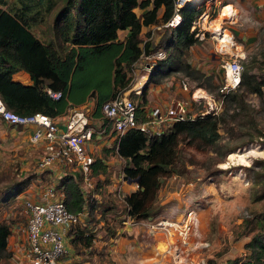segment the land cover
I'll return each instance as SVG.
<instances>
[{"label": "rangeland", "instance_id": "374dc122", "mask_svg": "<svg viewBox=\"0 0 264 264\" xmlns=\"http://www.w3.org/2000/svg\"><path fill=\"white\" fill-rule=\"evenodd\" d=\"M26 1L30 6L25 11V15L34 14V11L38 9L40 12L43 11L41 13L43 20L35 23L34 32L42 40H52L53 45L62 48L65 41L55 34L52 18L65 0H52L53 6L49 10L43 9L48 0H42V3L37 0ZM194 4L202 6V11L193 21L194 29L199 31L198 40L190 44L183 53L176 51L172 44L173 39L164 48L159 46L153 48L164 27H157L154 24L150 27H143L139 33L140 45L142 46L145 40H149L150 47H152L150 51L161 48L164 55L155 58V64L150 67H147L146 59L141 55L133 63L128 74L133 80L135 71L136 74L145 73V80L141 83L140 90L150 83L154 89L157 88L154 92H164L166 102L174 98L185 99L189 114L196 115L201 109L204 110V105L202 101L191 100L190 94L195 87H200L211 95L213 103L217 104L216 111L222 109V95L218 91V86L222 81L221 55L216 50L219 39L216 41L213 32L216 24L231 31L235 46L237 45L232 49L241 50V64L249 67L257 77L264 76V0H198ZM0 6L20 8L21 1L4 0ZM134 11L138 13L139 8L135 7ZM126 32V28L118 29L117 35L122 38ZM216 36L218 38V35ZM223 50L228 52L224 53L226 55L234 52L225 48ZM176 54H179V60L174 57ZM180 60L188 62L190 66L197 68L204 75L194 77L192 72L189 73L182 64L180 65ZM206 74L210 76V82ZM181 80L186 82L187 90L180 87ZM130 81L128 87L133 82ZM262 88L263 100L254 92L240 87L239 90L245 104L228 109L227 114H224L223 118L228 126L226 131L224 127L219 128L221 136L217 143L206 145L198 142H178L176 156L167 165L169 171L176 174L172 183L175 181L181 183V198L190 192L195 193L189 197L190 201L187 205L179 209L184 211V207L196 203L199 207L202 205L205 207L204 226L202 221L199 224L201 236L206 241V245L202 246L199 252L206 257L207 264L264 263V255H259L257 246L254 242H250L252 233L264 231V155L259 152L264 146H257L264 142V86ZM125 92L135 103L139 102L140 91L136 93L131 90L127 91L126 88ZM228 113H231V116ZM1 142H7V139L1 137L0 134V220L10 222L13 214L15 218L23 219L19 216L22 205L14 198L9 200L7 198L15 190L33 180L36 172L32 165L29 167L30 163L27 166H20L19 156L22 155V151L11 147L9 143H6L7 147H4L5 144ZM231 149L242 153L250 150L256 152L248 153L250 155L246 159L247 163H231L227 159L228 156L225 157L226 152L222 153ZM105 154H107L105 157L108 158L109 155L113 158L115 150L109 147ZM121 166L122 161L117 162L114 159V165H106V172L91 176L90 184L84 187L86 206L93 199L99 198L105 202H113L115 209L113 212L105 213V220L108 224L117 226H115L112 237L109 238L106 229L102 228L100 222L95 221L97 211L93 210L92 217H86L87 223L83 225L87 232L92 233L90 234L91 247L74 244L69 239L70 250L78 254L77 262L82 264H138L139 254L136 251L138 242L140 241L143 249L149 246L150 236L145 231L137 226L118 225L120 221L116 216L124 209L123 201L119 198L129 190L126 179H122L119 172ZM45 180L58 186L54 180L51 181L50 177ZM128 181V183H133L132 180ZM80 182L83 184L82 180ZM203 182L206 184V190L196 194L197 185ZM118 185L119 194L116 190ZM214 186L218 191H211ZM171 191L165 192V199L170 197V199L177 200L179 193H171ZM204 194L206 196H203ZM153 205L150 209L160 213L163 208L165 209L166 204H159L156 206L157 210H153ZM95 208L99 210L98 206ZM117 209L118 212H116ZM199 217H201L200 212ZM156 233L161 235L160 232ZM114 234L118 237L117 239L113 238ZM161 244H163L162 241L156 243L157 247L162 246L158 250L163 248L164 244ZM146 252H150V249ZM9 254L10 251L6 250L0 264L13 263ZM163 259L165 264H171L167 255H164Z\"/></svg>", "mask_w": 264, "mask_h": 264}, {"label": "trees", "instance_id": "16d2710c", "mask_svg": "<svg viewBox=\"0 0 264 264\" xmlns=\"http://www.w3.org/2000/svg\"><path fill=\"white\" fill-rule=\"evenodd\" d=\"M20 1V8L0 6V99L4 106L18 114L40 111L55 117L92 96L90 116L101 117L102 124L106 127L108 121L101 112V103L117 91L128 88V72L132 64L152 48L149 40L140 45L141 26L159 24L167 19L174 11L175 0H65L52 18L55 34L65 41L62 48L53 45L52 40L44 41L35 34L31 27L43 20V11L38 9L34 14L25 15L30 5L26 0ZM2 2L4 0H0ZM37 2L42 3V0ZM148 3H151L150 7L137 17L134 8L145 7ZM194 3L186 0L178 6V23L163 26L164 30L153 48H164L173 39L176 51L183 53L190 44L198 40L194 34L195 29L190 26L202 11V6ZM52 6L53 1L48 0L43 9L49 10ZM159 7L160 14L157 13ZM122 28H126L127 32L119 38L117 30ZM174 57L180 59L179 54ZM181 64L194 77L204 75L184 60H180ZM241 65L239 83L236 88L221 96L222 109L218 112L174 120L166 130L149 134L130 127L115 138V152L123 158V178L137 179L136 187L119 198L123 201L124 209L116 216L120 221L118 225H121L122 213L135 217L151 214L150 208L160 186L172 173L167 165L176 156L178 142L206 145L217 143L221 136L219 128L224 127L226 131L228 126L223 118L224 114H227L228 109L245 104L240 87L254 92L263 100L264 76L257 77L249 67ZM17 69L28 73L29 83L12 78V72ZM206 77L210 82V76L206 74ZM53 91H58L59 94L52 96L50 92ZM145 93V88H142L139 102L135 103L137 119L145 117ZM228 115L231 116V113ZM234 150L222 153L226 152V157ZM105 172L106 164L100 156H95L91 176ZM80 181L81 174L78 170H67L58 178L57 187L62 190V201L66 209L75 213L85 212V224H77L72 228L70 240L74 244L90 248L92 233L83 228L87 223L86 217H92V211H97L94 219L101 223L110 238L117 225L108 224L105 213L113 212L115 208L113 202H105L101 198L93 199L86 206V195ZM22 188L23 186L15 190L7 199ZM97 206L99 210H96ZM7 233V223L0 222V260L5 255ZM250 237V242L257 246L259 255H264V231L252 233Z\"/></svg>", "mask_w": 264, "mask_h": 264}, {"label": "built area", "instance_id": "2783aa9c", "mask_svg": "<svg viewBox=\"0 0 264 264\" xmlns=\"http://www.w3.org/2000/svg\"><path fill=\"white\" fill-rule=\"evenodd\" d=\"M183 2L184 0H175L174 11L157 27L174 26L178 23L180 16L177 8ZM192 27L193 22L190 28ZM227 31L233 42L221 40L216 47L221 55L222 81L218 86L221 95L237 87L242 68L241 53L234 51L228 55L224 54L228 53L223 50L224 47H235L232 33L228 29ZM198 33L199 31L195 30L194 34ZM163 55L164 51L161 48L143 54L147 67L154 65L155 58ZM180 87L187 90L184 80H181ZM129 90L139 92L140 86H129L127 91ZM50 94L57 96L59 92L53 91ZM190 97L192 101H202L204 110L207 109V111L201 109L197 114L218 112L215 102L209 108H205L204 96H194L191 91ZM186 102L185 99L174 98L162 105H152L145 111L143 119H137L135 102L124 89L104 100L100 109L108 121L107 129H110L114 138H117L130 127L149 134L166 130L174 120L193 117L194 115L189 114L186 108ZM0 118L12 125H33L27 136L28 141L44 142L45 146L44 151L35 159L34 168L38 173L46 171L52 165H59L62 174L67 170H78L83 189L90 184L94 155L86 148V142L91 139L92 132L86 109L74 105L69 107L60 119H55L40 111L18 114L6 108L0 99ZM106 127L102 124V130ZM120 174L123 179V172L120 171ZM119 189L118 185L116 187L118 194ZM62 195L60 188L47 182L40 186L39 198L25 196L21 190L11 197L21 203L22 210L19 216L23 217L17 219L20 217L15 218L13 214L11 220L13 225L11 228L8 227L6 248L10 251L12 264H72V260L78 257L77 253L70 250L69 239L75 225L85 224V212L75 213L66 209ZM199 223L198 209L190 204L184 208L178 218L164 215L135 217L122 213L121 219L123 227L137 226L149 236L156 232L161 233L163 248L158 250L155 246L147 260L141 264H165L164 255L168 256L171 264H207L206 257L199 252L200 248L206 245V241L201 236ZM12 232L17 234V238L8 241V236Z\"/></svg>", "mask_w": 264, "mask_h": 264}, {"label": "crops", "instance_id": "0c3cea01", "mask_svg": "<svg viewBox=\"0 0 264 264\" xmlns=\"http://www.w3.org/2000/svg\"><path fill=\"white\" fill-rule=\"evenodd\" d=\"M150 5H151V3H148V5H146L145 7H140V8L138 7L139 12L138 13L135 12L136 16L140 17L142 11L145 10L146 8L150 7ZM160 12H161V8L159 7L157 10V13L160 14ZM153 24L154 23L142 25L141 29L143 27H150ZM159 24H154V26H157ZM34 26L35 25H33L31 27V29L33 31H34ZM36 35H38V34H36ZM133 69L138 70L136 68H133ZM134 75H135L134 79L133 80L130 79L131 81H133L130 84V86H140V88H141V83L145 80L146 74L145 73L144 74L143 73L136 74V71H135ZM12 78L19 80L22 83H29V81H30L28 73L22 69H17L14 72H12ZM147 85H148L147 87L144 86V88L146 90V93H145L146 103L143 106L145 111H147L152 105L165 104L166 99L164 98V92L160 91V92L156 93L157 91L154 92V90H156L157 88L154 89L150 83H148ZM136 93H138V92H136ZM195 96L199 97V95H195ZM147 101H148V104H147ZM77 105L88 111L89 125L91 126V129H92L91 139L87 140L86 148L92 153V155H94V157L100 156L106 165H114V159L117 162L123 161V158H121L119 155H117L116 152L114 154L115 156L114 157L112 156L113 158H110L109 155H108V158L105 157V155H107V154H105V151L109 147L110 148L113 147V149L115 150V138H114L113 134L111 133L110 129L105 128L102 130V119H101V117L90 116V112H91V109L93 107V97L88 96L84 102L79 103ZM62 115L63 114L55 116V119H60ZM0 128H1V130H0L1 137H4L7 139V142H1L2 144H5L4 147H7L6 143H9V145L11 147H13V148L15 147L16 150L22 151V155L19 156L21 159V161H20L21 165L20 166H27L28 163H30L29 167L32 165L34 172H36V176L33 178V180H30L25 186L23 185V189H21L22 194L25 196L32 197V198H39L38 191H39L40 186H42V184H44V183H47L45 179L50 177L51 181L54 180L57 183L58 178L60 177V175H62V168L59 165H52L46 171H40L39 173L34 168L35 159L37 158V156H39L44 151L45 146H44V142L30 143L28 141L27 136H28L29 132L32 130L33 125H12V124H8L7 122H5L4 120H2L0 118ZM118 168H119V163H118ZM174 178H176V174H172V173L166 177L164 183L160 186L161 188L159 189L157 197L153 203L154 204L153 210L156 209V206H159V204H162V203L166 204V205H164L165 209L163 208L160 213H156V211H151L150 215H153V216L154 215L155 216L164 215V216H168L171 218H178V217H180L181 212L183 210V209L180 210L179 207H182L183 205L184 206L187 205V202L190 201L189 197L191 195H195V193L190 192L181 198V196H180L181 183L180 182L177 183V181L172 183ZM126 181H127L129 190H132L136 187L135 182H133L131 184V183H128L129 182L128 180H126ZM50 183H52V182H50ZM191 184H193V183H191ZM167 190L168 191L172 190L171 193L178 192L179 193L178 199L174 200V199H170V197L168 199H165L166 196L164 194ZM203 190H206V184L204 182L197 185L196 194L197 193L200 194V192H202ZM211 191L216 192L218 190L214 186ZM210 193H212V192H210ZM161 194H162V196H161ZM203 196H206V194H204ZM194 206L197 207L198 214L200 212V214H201L200 222L202 221L203 226H204V222L206 220L205 219V216H206L205 207H204V205H202V207H199L197 205V203ZM0 222H5V221L0 220ZM5 223H7L9 228H11V226L13 225V221H10V222L6 221ZM129 228L131 229L132 227H129ZM16 235L17 234L14 232L9 234L8 241H10L12 239H16L17 238ZM113 237H115L114 239L118 238V237H116V235H114ZM162 239L163 238L159 233H155L154 235L149 237V241H148L149 246L144 248V249L142 248V244L140 243V241L138 242L139 245L137 244V247H136V251H138V254H139L137 257L138 264H141L142 262L147 260V258L152 253L154 247L156 246V243L161 242ZM117 245H120V244H117ZM161 245H163V244H161ZM149 249H150V252H146ZM6 250H8V249L6 248ZM147 253H149V254H147ZM72 264H82V263L77 262V259H74V260H72Z\"/></svg>", "mask_w": 264, "mask_h": 264}, {"label": "bare ground", "instance_id": "6f19581e", "mask_svg": "<svg viewBox=\"0 0 264 264\" xmlns=\"http://www.w3.org/2000/svg\"><path fill=\"white\" fill-rule=\"evenodd\" d=\"M189 1L194 3V2H196L198 0H189ZM220 28H221V31H220ZM213 31L215 32L214 34H215V37H216V41H218V39H219V42L221 40H228V41H230V43L233 42V39L229 38V36H230L229 32L225 28H222L221 25L219 26V24L218 25L216 24L215 29H213ZM216 35H218V38H217ZM236 46H235V48H236ZM224 48L226 50L229 49L231 51H234V49H232L233 47L226 46ZM237 49H238L237 51L239 53H241V50L239 48H237ZM203 93H205V94H203ZM193 95L194 96L195 95H199V97L204 96L205 108H209L212 105V103H213V101H212L211 97L209 96V94L207 92H205L202 88L195 87V89L193 90ZM257 146H264V143L258 144ZM255 152L256 151H253V150H250L249 152L246 151V152H243V153L241 151L240 152L233 151V152H231V153H229L227 155L228 156L227 159L231 163L232 162L233 163H238V162L247 163L246 159L250 155L248 153H255ZM259 152H260V154L264 155V148L262 150H260ZM225 165H226V163H225ZM156 248L158 249V248H161V247H156Z\"/></svg>", "mask_w": 264, "mask_h": 264}, {"label": "water", "instance_id": "95a60500", "mask_svg": "<svg viewBox=\"0 0 264 264\" xmlns=\"http://www.w3.org/2000/svg\"><path fill=\"white\" fill-rule=\"evenodd\" d=\"M127 180H130V179H127ZM131 180L136 182L137 179H136V178H133V179H131Z\"/></svg>", "mask_w": 264, "mask_h": 264}]
</instances>
